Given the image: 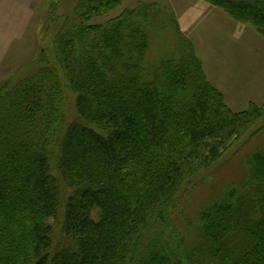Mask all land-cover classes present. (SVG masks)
I'll list each match as a JSON object with an SVG mask.
<instances>
[{"label": "trees", "instance_id": "trees-1", "mask_svg": "<svg viewBox=\"0 0 264 264\" xmlns=\"http://www.w3.org/2000/svg\"><path fill=\"white\" fill-rule=\"evenodd\" d=\"M203 1L264 38V0ZM121 3L78 0V23L53 39L57 66L41 52L29 74L0 85V264H264V151L197 211L191 242L162 236L179 189L264 105L231 110L157 3L91 24ZM169 17L177 43L150 55Z\"/></svg>", "mask_w": 264, "mask_h": 264}, {"label": "rangeland", "instance_id": "rangeland-1", "mask_svg": "<svg viewBox=\"0 0 264 264\" xmlns=\"http://www.w3.org/2000/svg\"><path fill=\"white\" fill-rule=\"evenodd\" d=\"M77 2L78 0H34L30 5L22 4L18 11L26 12V25L13 24L0 32V85L8 77L17 80L29 74L41 52L51 65L57 66L53 54V39L62 26L78 23L74 14ZM139 3H157L172 11L180 21L181 31L194 44L206 78L222 93L231 110H245L250 103L263 107L264 38L251 24L237 22L221 9L203 0H122L118 9L107 15L95 16L91 24L104 23L123 9L132 8ZM168 21L167 36L153 39L150 55L159 51L171 52L175 47L177 42L173 36L174 30L170 27L173 19L169 17ZM65 94L67 103L69 102L70 120L74 117V107L69 90ZM257 151H264V112L243 138L228 148L214 164L198 172L179 189L173 200V209L169 212L170 217L166 220L171 224L162 233L168 243L172 242L174 235L178 236L183 245L191 242L197 211L235 188L248 169V159ZM49 222L53 223L52 220ZM161 232L158 229L156 234Z\"/></svg>", "mask_w": 264, "mask_h": 264}, {"label": "crops", "instance_id": "crops-1", "mask_svg": "<svg viewBox=\"0 0 264 264\" xmlns=\"http://www.w3.org/2000/svg\"><path fill=\"white\" fill-rule=\"evenodd\" d=\"M26 3L30 5L34 3V0H0V32L4 27L12 26L13 24H16V26L26 25V22H24V14L26 12L18 11V9L22 7V4ZM178 22L180 26V21ZM183 24L186 25L185 22H183Z\"/></svg>", "mask_w": 264, "mask_h": 264}]
</instances>
